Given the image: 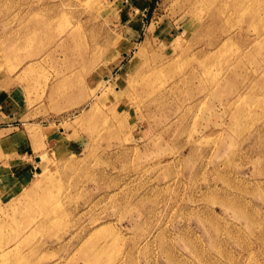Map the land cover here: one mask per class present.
Here are the masks:
<instances>
[{
  "label": "rangeland",
  "instance_id": "rangeland-1",
  "mask_svg": "<svg viewBox=\"0 0 264 264\" xmlns=\"http://www.w3.org/2000/svg\"><path fill=\"white\" fill-rule=\"evenodd\" d=\"M0 96V264H264V0H0Z\"/></svg>",
  "mask_w": 264,
  "mask_h": 264
},
{
  "label": "bare ground",
  "instance_id": "bare-ground-1",
  "mask_svg": "<svg viewBox=\"0 0 264 264\" xmlns=\"http://www.w3.org/2000/svg\"><path fill=\"white\" fill-rule=\"evenodd\" d=\"M129 50H130V48H127V50L122 51L120 54V57L127 54L129 52ZM121 59L122 58H119V57L115 58L114 63L115 62L118 63ZM146 78H147V76L141 72V74L139 73L136 76H134V78H131V80L128 81V84L125 85L124 87H122L120 85H116V86H114V89H112V90L110 88L104 89L102 91V97L103 98L110 97L112 100H115L116 101V108H117L120 105L121 100H123L124 98H127V97L133 98L134 95L132 96V93H133V91H135V93L137 94L134 96L137 99V101H135V102H137V104L139 106L143 107L145 105V106L149 107L151 105L150 101L152 100L153 97H154L153 98L154 100H157L158 97H161V95H163L164 88H165L167 82H169V77H167V76L165 77V75L161 74L157 78L152 77V79H149V80H147ZM143 84H146V85L144 87H142ZM130 102H132V101H130ZM119 116H121V115H119ZM124 121L125 120L123 119V122Z\"/></svg>",
  "mask_w": 264,
  "mask_h": 264
},
{
  "label": "crops",
  "instance_id": "crops-1",
  "mask_svg": "<svg viewBox=\"0 0 264 264\" xmlns=\"http://www.w3.org/2000/svg\"><path fill=\"white\" fill-rule=\"evenodd\" d=\"M22 101V99H21ZM21 101L18 98L15 97H11V98H3L0 96V132H1V137L2 139L6 140L8 142V145L10 147H17V144L21 145L23 142L24 143H29V140L26 139L28 133L26 132L27 129H21L18 131H15L14 128H16V126L14 125V123H10L11 118H13V116H15L16 114H19L18 110H22L21 109ZM20 107V109H19ZM30 110V109H29ZM28 108L27 110H25V112H30ZM7 111V112H6ZM15 113V114H14ZM7 114L9 115V119H5V115L7 116ZM35 120H33L34 122ZM32 121H29V123H31ZM22 131V132H21ZM37 135H34V138H37ZM24 138V140H23ZM34 140V139H33ZM36 160L40 159L39 155H34ZM32 169L35 168V166L31 167ZM23 171L25 170V166L22 169Z\"/></svg>",
  "mask_w": 264,
  "mask_h": 264
}]
</instances>
